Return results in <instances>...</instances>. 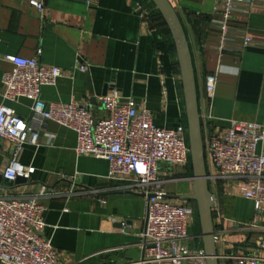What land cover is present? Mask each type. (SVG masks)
Here are the masks:
<instances>
[{
  "label": "crops",
  "instance_id": "0c3cea01",
  "mask_svg": "<svg viewBox=\"0 0 264 264\" xmlns=\"http://www.w3.org/2000/svg\"><path fill=\"white\" fill-rule=\"evenodd\" d=\"M34 1L43 4L42 12L31 0H0V102L2 73L11 69L1 57L32 58L40 49L44 65L63 71L55 84L42 87L44 101L83 104L100 119L106 115L100 97L115 90L147 107L157 126H186L174 43L149 0H139L151 8L145 16L134 9L136 0ZM170 1L190 46L203 136L222 133L232 121L264 125V0L237 4L227 22L233 47L221 54L217 42L224 18L214 10L215 1ZM246 36L252 44L239 48ZM79 65L87 70H79ZM210 73H216L217 85L208 100L203 84ZM9 105L19 116H28V99ZM37 131V142L25 143L19 156L34 172L27 182L15 184L12 193L37 196L45 206L43 234L51 239L60 264L138 261L144 196L122 190L121 181L108 180L106 160L76 155L71 129L45 120ZM258 149L264 150V141ZM6 162L0 151V169ZM160 174L172 201L179 203L180 195L191 192L188 170L161 164ZM240 183L236 178L209 182L214 230L221 231L232 254L256 252L260 234L250 227L254 206L239 194ZM190 231L200 235L198 218H192ZM198 244L202 240L190 243Z\"/></svg>",
  "mask_w": 264,
  "mask_h": 264
},
{
  "label": "built area",
  "instance_id": "2783aa9c",
  "mask_svg": "<svg viewBox=\"0 0 264 264\" xmlns=\"http://www.w3.org/2000/svg\"><path fill=\"white\" fill-rule=\"evenodd\" d=\"M214 1V10L224 18L219 23L217 42L221 54L233 47L227 22L242 0ZM31 4L43 11L41 2L31 0ZM134 9L145 16L151 8L136 0ZM251 44L252 38L246 36L239 48ZM40 55L39 49L32 58L11 54L1 57L11 69L1 77L0 151L7 162L0 169V264H60L51 239L43 234L45 206L37 196L12 193L18 176L27 182L34 172V167L19 162V156L25 143L37 142V127L45 120L74 131L76 155L106 160L108 180L121 181L122 190L144 196L145 227L138 233L141 258L123 264H206L202 245H190L201 240L200 235L190 231L196 209L188 200L172 201L165 188L167 180L160 174L161 164L191 172L186 126H157L147 107L115 90L100 97L106 113L100 119L83 104L44 101L42 87L55 84L63 71L44 65ZM78 69L85 71L87 66L79 65ZM216 85V73L207 74L203 88L208 100L213 98ZM20 98L30 101L26 117L9 105ZM263 141L264 125L252 121H232L222 133L203 136L209 182L219 178L241 180L238 192L253 203L255 211L250 227L260 232L256 252L232 254L225 247L221 231L214 230L220 264H264V224H260L264 222V150L258 149Z\"/></svg>",
  "mask_w": 264,
  "mask_h": 264
},
{
  "label": "water",
  "instance_id": "95a60500",
  "mask_svg": "<svg viewBox=\"0 0 264 264\" xmlns=\"http://www.w3.org/2000/svg\"><path fill=\"white\" fill-rule=\"evenodd\" d=\"M158 10L165 22L174 43L176 60L182 84L185 118L190 148L191 192L179 196L182 200L194 201L198 215L202 247L206 256V264H220L214 236L212 213L213 196L209 189L207 159L203 143L202 123L200 118L198 91L195 79L192 55L189 42L180 17L170 0H149ZM25 183L18 176L14 184ZM133 193V192H130ZM137 195L138 193H134Z\"/></svg>",
  "mask_w": 264,
  "mask_h": 264
},
{
  "label": "rangeland",
  "instance_id": "374dc122",
  "mask_svg": "<svg viewBox=\"0 0 264 264\" xmlns=\"http://www.w3.org/2000/svg\"><path fill=\"white\" fill-rule=\"evenodd\" d=\"M190 173H191V172H190ZM190 202L192 203V205H193L194 209H196L195 202H194V201H190ZM194 217H195V219L197 220V218H198L197 211H196V213H195ZM198 245H199V244H198Z\"/></svg>",
  "mask_w": 264,
  "mask_h": 264
},
{
  "label": "trees",
  "instance_id": "16d2710c",
  "mask_svg": "<svg viewBox=\"0 0 264 264\" xmlns=\"http://www.w3.org/2000/svg\"><path fill=\"white\" fill-rule=\"evenodd\" d=\"M149 2H150V1H149ZM150 3H151V2H150ZM151 4H152V3H151ZM152 6H154V5L152 4ZM154 8H155V7H154ZM154 11L158 14L159 18L163 21V19H162L161 15L159 14L158 10L155 8ZM163 23L165 24L164 21H163ZM165 25H166V24H165Z\"/></svg>",
  "mask_w": 264,
  "mask_h": 264
}]
</instances>
